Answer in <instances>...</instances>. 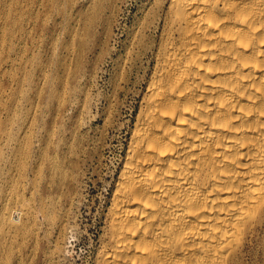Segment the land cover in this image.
<instances>
[{"label": "bare ground", "instance_id": "bare-ground-1", "mask_svg": "<svg viewBox=\"0 0 264 264\" xmlns=\"http://www.w3.org/2000/svg\"><path fill=\"white\" fill-rule=\"evenodd\" d=\"M140 26L131 60L152 61L96 264H241L264 224V0H153Z\"/></svg>", "mask_w": 264, "mask_h": 264}, {"label": "rangeland", "instance_id": "rangeland-1", "mask_svg": "<svg viewBox=\"0 0 264 264\" xmlns=\"http://www.w3.org/2000/svg\"><path fill=\"white\" fill-rule=\"evenodd\" d=\"M152 1L0 0V264H96L152 61L131 60ZM252 238L241 264H264V224Z\"/></svg>", "mask_w": 264, "mask_h": 264}]
</instances>
